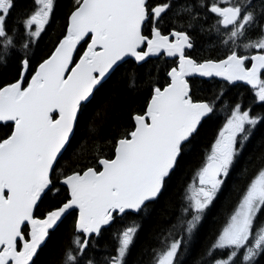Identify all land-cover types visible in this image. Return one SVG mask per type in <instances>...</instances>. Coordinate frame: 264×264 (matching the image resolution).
Wrapping results in <instances>:
<instances>
[{
    "label": "snow or ice",
    "instance_id": "6c2138e0",
    "mask_svg": "<svg viewBox=\"0 0 264 264\" xmlns=\"http://www.w3.org/2000/svg\"><path fill=\"white\" fill-rule=\"evenodd\" d=\"M161 59L163 82L152 63ZM13 63L0 80V264H38L69 216L54 264H181L257 137L262 150L248 157L234 205L192 264L264 259V113L253 107L264 108V0H0V68ZM113 76L146 95L127 126L102 135L118 115L116 90L89 113ZM215 78L218 90L197 94ZM229 87H247L251 103L229 98ZM220 114L179 203L167 201L172 217L134 254L140 221Z\"/></svg>",
    "mask_w": 264,
    "mask_h": 264
},
{
    "label": "trees",
    "instance_id": "16d2710c",
    "mask_svg": "<svg viewBox=\"0 0 264 264\" xmlns=\"http://www.w3.org/2000/svg\"><path fill=\"white\" fill-rule=\"evenodd\" d=\"M20 2L24 3L26 0H20ZM60 2L62 6H66L68 3H70V0H60ZM63 10L64 8L62 7L57 13V20L59 23L63 22ZM53 30H55V32L59 31V27L55 22L43 35L38 47L35 48L37 58L43 55V53L51 47L52 40L55 38ZM152 63L160 65L158 78L160 82H163L164 70L166 67L164 60H153ZM14 72V63L7 69L0 68V80L10 78ZM198 84L200 91L197 94L202 97H208L214 90H218L220 88L221 81L217 78L211 80L205 79L203 81H199ZM114 89L116 90L118 115H114L112 117L111 125L106 129L105 132L102 133V135L111 134L113 132V126H127L129 122V111L141 107L144 101V96L146 95V88L140 93L132 92L125 86V84L122 82V79L118 81V77L113 76V78L105 86L104 92L98 95L93 102V105L90 108L89 118H91V115L104 105L106 98L113 93ZM226 91L229 98L242 100L244 106H247L249 103H251V97L253 94L247 89V87H229L226 89ZM253 107L255 113H264V108H261L258 105H254ZM222 121L223 114H220L218 117H214L212 120L206 122L204 128L202 129L201 136L192 145L190 152L182 164V167L178 169L172 181L169 183L164 196L155 206L151 214L147 218L140 221L141 229L137 240L136 249H134V254L141 245L154 243L153 237L155 236L156 232L172 217L174 207L169 208L167 201L170 200L173 206L179 203L186 185L191 181L193 171L202 161L205 150L209 146L210 141L213 139L214 134ZM258 141L259 137H257V140H254L248 146L244 156L240 159L236 168L227 178V182L222 187L221 192L218 193L217 198L210 207L203 221L191 254L183 257L181 259V264H192L193 259L199 254L204 245L211 241L216 229L224 222L226 213L231 210L237 199V193L234 191V188L239 187L242 183L243 178L241 176V172L248 161V157L252 156L253 159H255V156L258 155L262 150ZM102 150L106 152L107 148L105 147ZM71 225L72 216H69L63 221V223L59 225L58 228L55 229V231L52 233L51 239L45 246L44 253H42L39 257L38 264H54V261L58 260L60 250L63 244L66 243L67 237L70 234ZM107 236L108 233L106 232L105 238ZM260 264H264V259L260 260Z\"/></svg>",
    "mask_w": 264,
    "mask_h": 264
},
{
    "label": "water",
    "instance_id": "95a60500",
    "mask_svg": "<svg viewBox=\"0 0 264 264\" xmlns=\"http://www.w3.org/2000/svg\"><path fill=\"white\" fill-rule=\"evenodd\" d=\"M217 79H220V78H217Z\"/></svg>",
    "mask_w": 264,
    "mask_h": 264
}]
</instances>
